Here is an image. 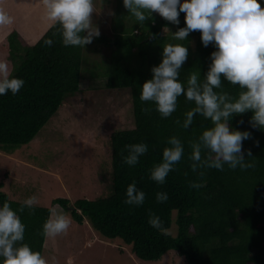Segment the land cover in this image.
<instances>
[{
	"label": "trees",
	"instance_id": "1",
	"mask_svg": "<svg viewBox=\"0 0 264 264\" xmlns=\"http://www.w3.org/2000/svg\"><path fill=\"white\" fill-rule=\"evenodd\" d=\"M179 20L174 25L153 13L150 20L138 23L122 0H113L110 34L100 33L84 48L65 47L59 29L49 27L34 43L15 26L0 40V60H7L15 67L14 75L25 81L16 95L9 92L0 96V151L11 152L31 141L62 103L80 91L85 77H104L106 88L126 90L132 110L133 127L113 130L109 137L111 183L107 195L73 202L53 196L36 203L32 210L24 208L18 213L25 224L22 243L43 253L42 225L59 205L64 215L78 223L88 221L107 241L129 246L139 260H156L174 250L186 264H264V130L251 126V112L236 114L229 123L231 128L251 133L242 142V149L253 167L203 169L200 177L192 172L189 155L192 142L210 121L197 114L188 129L175 123L194 107L183 96L178 97L176 111L167 118L159 115L152 102L139 99L140 85L151 77V67L160 62L162 47L177 43L164 28L175 32L185 26L184 13ZM48 38L53 39L51 46L44 43ZM187 41L188 58L179 75L184 84L194 71L203 78L214 50L211 43H201L199 31L190 32ZM221 90L232 95L240 91L227 82ZM173 135L181 139L184 155L165 183L157 184L149 179V170L161 161L167 139ZM138 142L147 143L148 152L130 167L123 162L125 146ZM5 177L0 176V204L6 201L18 210L24 200L10 197ZM193 180H202L204 186L191 188ZM133 181L146 193L139 207L124 203L126 187ZM158 191L167 192L168 200L158 203ZM153 214L161 220L160 229L148 223ZM173 224L175 233L169 231Z\"/></svg>",
	"mask_w": 264,
	"mask_h": 264
},
{
	"label": "clouds",
	"instance_id": "2",
	"mask_svg": "<svg viewBox=\"0 0 264 264\" xmlns=\"http://www.w3.org/2000/svg\"><path fill=\"white\" fill-rule=\"evenodd\" d=\"M49 28H58L61 42L65 47H85L100 36L93 14L97 13L95 0H42ZM103 0H101V4ZM123 7L136 22L143 23L158 13L174 25L180 23L184 13L185 26L171 32L177 43L162 47L161 60L151 67V77L140 85L139 99L152 102L162 118L169 117L177 109L178 97L183 96L194 107L184 113L183 120L177 119L181 128L192 126L199 114L210 121L198 138L191 144V170L203 177V169L223 170L253 167L243 154L242 142L251 133L230 127V119L236 114L251 112L249 123L264 130V0H122ZM14 23V17L0 8V26ZM192 31H199L204 46L211 43L210 63L203 78L194 71L186 84L179 79L180 69L188 58L187 37ZM186 41V43H184ZM48 46L53 39L44 41ZM15 67L7 60H0V96L9 92L16 95L25 81L14 75ZM224 82L238 86L240 91L232 95L222 91ZM127 155L123 162L134 167L139 158L148 152L145 142L125 146ZM184 155V146L177 136L168 137L167 146L162 150V159L149 170V179L157 184L165 183L166 177ZM252 156L248 152V157ZM193 189L204 186L203 181L193 180ZM146 193L136 182L129 183L125 190L124 203L141 206ZM158 203L168 200V193L158 191ZM37 203L35 196L27 197L16 210L9 202L0 204V264H49L48 259L38 250H33L24 241L25 224L19 212L24 208L32 210ZM148 223L161 228V220L152 215ZM71 219L61 213H54L45 220L42 232L49 238L66 233ZM45 241V240H44Z\"/></svg>",
	"mask_w": 264,
	"mask_h": 264
},
{
	"label": "rangeland",
	"instance_id": "3",
	"mask_svg": "<svg viewBox=\"0 0 264 264\" xmlns=\"http://www.w3.org/2000/svg\"><path fill=\"white\" fill-rule=\"evenodd\" d=\"M95 6L94 23L100 33L110 34L113 0H103L102 4L95 0ZM0 8L14 17L13 24L0 26V40L14 24L30 43L49 27L40 0H0ZM104 79H82L80 91L62 103L31 141L11 152L0 151V176L6 174L4 187L11 198L35 196L37 203H43L53 196L68 197L73 202L107 195L111 183L110 134L133 127V122L127 91L106 88ZM54 213L64 214L63 208L55 206L51 216ZM70 219L66 233L45 236L42 255L49 264H186L174 250L156 260H139L129 246L107 241L88 221ZM169 231L175 233L176 226L173 224Z\"/></svg>",
	"mask_w": 264,
	"mask_h": 264
},
{
	"label": "crops",
	"instance_id": "4",
	"mask_svg": "<svg viewBox=\"0 0 264 264\" xmlns=\"http://www.w3.org/2000/svg\"><path fill=\"white\" fill-rule=\"evenodd\" d=\"M40 2L43 4L42 0H40ZM14 26H15V24H14Z\"/></svg>",
	"mask_w": 264,
	"mask_h": 264
}]
</instances>
